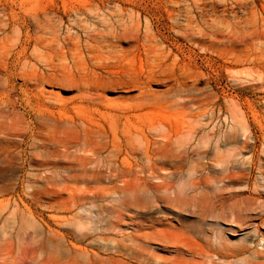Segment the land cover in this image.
I'll use <instances>...</instances> for the list:
<instances>
[{
	"label": "rangeland",
	"instance_id": "obj_1",
	"mask_svg": "<svg viewBox=\"0 0 264 264\" xmlns=\"http://www.w3.org/2000/svg\"><path fill=\"white\" fill-rule=\"evenodd\" d=\"M0 264H264V0H0Z\"/></svg>",
	"mask_w": 264,
	"mask_h": 264
},
{
	"label": "bare ground",
	"instance_id": "obj_2",
	"mask_svg": "<svg viewBox=\"0 0 264 264\" xmlns=\"http://www.w3.org/2000/svg\"><path fill=\"white\" fill-rule=\"evenodd\" d=\"M146 96H148V95H146ZM144 97H145V95H144V96H142V99H144ZM179 101H180V99H179Z\"/></svg>",
	"mask_w": 264,
	"mask_h": 264
}]
</instances>
